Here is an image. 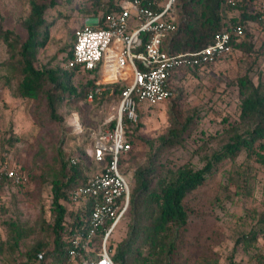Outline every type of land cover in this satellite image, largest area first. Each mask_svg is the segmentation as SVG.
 Here are the masks:
<instances>
[{"label":"rangeland","instance_id":"rangeland-1","mask_svg":"<svg viewBox=\"0 0 264 264\" xmlns=\"http://www.w3.org/2000/svg\"><path fill=\"white\" fill-rule=\"evenodd\" d=\"M35 1L47 6L44 19L50 24L47 43L39 50L35 67L71 68V60L65 57L73 31L84 25L85 14L81 11L89 3L53 0L51 6V0ZM30 3L31 0H0V139H13L11 157L17 167L28 176L41 175L46 180L33 182L30 179L24 188L9 185L0 190V246H3L0 247V264H29L26 254L38 242L49 245L44 261L33 264H55L49 230L53 196L49 181L72 156L82 163L85 175L98 170L99 166L82 157L80 148L90 132L115 121L120 104L118 97L110 96L97 101L79 99L71 106L62 104L58 110L61 121L49 122L45 110L41 109L43 102L37 105L13 95L14 81L1 78L7 74L2 63L10 54L3 36L7 34L11 40L18 38L24 42L23 23L29 15ZM187 3L188 0H177L179 15ZM248 11L262 12V20L239 25L245 27V33L234 44L230 55L204 70L185 73L174 84L172 99L155 108L140 109L136 125L129 133L124 125L128 140H132L129 154L132 174L149 160L154 168L162 167V176H169L186 163L199 170L227 142L224 130L238 118L241 100L248 93L247 90L244 94L239 92L238 81L246 77L254 87L259 84L264 87V9L252 5ZM220 16L222 29L231 26L233 20L241 21V12L229 9L221 11ZM242 43L247 50L235 46ZM89 78L77 73L72 76L71 84L77 87ZM63 99L71 100L65 95ZM72 117L83 123L79 134L69 126ZM173 120L182 127L181 142L165 149L159 139L168 134ZM186 123L188 126L183 129ZM131 130L133 135H130ZM234 170L245 174L241 189L230 180ZM223 186L228 190V199L220 194ZM183 204L188 218L175 232L170 264H257L255 257L264 256V238H258L249 246L237 242L264 213V166L246 160L242 154L234 162L216 169L208 181L185 197ZM6 223L12 224L14 231ZM123 227L121 223L109 243L118 244L123 238ZM11 246L15 248L14 253L9 249Z\"/></svg>","mask_w":264,"mask_h":264},{"label":"trees","instance_id":"trees-1","mask_svg":"<svg viewBox=\"0 0 264 264\" xmlns=\"http://www.w3.org/2000/svg\"><path fill=\"white\" fill-rule=\"evenodd\" d=\"M118 1L112 3L111 0H86L85 3H89V5L81 12L85 14V18H98V25L94 29H103L102 18L119 10ZM223 2L224 0H188V3L183 6L181 15L178 11L177 31L166 37L162 43V50L170 54L192 53L212 43L215 35L222 28L220 6ZM50 5L53 6V0H51ZM252 5L258 6L255 0H239L235 6L227 8L231 11L241 12V21L236 23L233 20V26H239L244 22H259L262 20V12L251 13L248 11ZM46 8V5L31 0L29 15L23 23L26 32L24 42H21L18 38L11 40L10 35L7 34L3 36L10 54L9 59L2 63L3 67H6L7 74L1 78H4V81L7 82L14 81L13 95L15 97L29 100L37 105L43 102L44 108L41 107V109L46 112V121L59 122L62 120V116L58 110L62 104L71 106L79 99L87 100L88 94L95 90V82L98 80L99 75L96 72L86 74L91 77L90 80L75 87L71 84L72 76L77 73L84 74L79 66L72 65L71 68L66 70H47L35 67L38 52L46 45L49 36L50 24L46 23L44 19ZM240 27L244 36L245 27ZM239 39H232V49ZM72 44L73 34L72 42L65 57L67 61L72 60ZM235 46L247 50L246 44L242 43ZM210 66H205L199 70H204ZM199 70L195 68L181 70L175 74L172 80L174 94V84L182 79L185 73H195ZM47 86L51 88L47 89ZM124 88L125 84L123 83L110 84L103 91L94 94L92 101L106 99L109 96L111 98L118 97L120 100ZM238 90L242 94L246 90L248 93L241 100L238 118L227 124L224 130L228 140L210 156V159L201 169L194 170L189 163H186L171 172L169 176H162V167L154 168L151 164L152 160H149L146 161L144 166L138 168L134 174L131 173V184L133 180L134 184L131 185L129 193L128 212L121 221L125 226L122 231L123 238L117 245L109 243L110 258L115 264H170L169 258L173 251L175 232L177 228L186 223L188 218L183 204L185 197L208 181L216 169L223 167L228 162H234L242 154H245L246 160L264 166V87L261 84L254 87L245 77L238 81ZM64 95L71 98V100L64 101ZM139 112L137 110V114ZM122 120L128 133L129 129L136 125L135 122L132 123L125 117ZM80 125L84 127L82 122H80ZM171 125L168 134L159 139L161 146L165 149L174 147L181 142L182 127L176 120H173ZM187 126L188 123L183 126V129H186ZM130 135H133L132 130ZM87 141L80 148L83 158L85 157L84 149ZM128 142L132 143V140L129 139ZM13 144L11 138L7 140L0 139V159L1 161L7 159L9 164L15 165L17 172L25 175L27 181L15 183L12 179L0 175V190L9 185L24 188L30 183V179L33 182L45 181L46 179L43 176H28L21 167L16 166L11 157V146ZM70 158L60 165L57 176L49 181L53 195L51 202L52 223L49 230L52 238V249L55 252L52 261L55 264L70 263L68 251L71 248L72 236L76 230H87L89 221L88 208L85 209V212L75 214L65 205L68 193L83 185L87 178L82 163L78 161L74 166H71ZM67 166L68 171L66 170ZM244 175L243 172L234 170L231 172L230 180L241 189L244 185ZM153 181L155 182L152 185ZM222 193L224 198L228 199L226 186L221 187L220 194ZM6 225L14 231L12 224L6 223ZM108 226L109 224L106 223L105 228ZM102 231L103 229H101ZM124 238L125 240H123ZM258 238H264V213L259 215L258 220L249 232L243 234L237 242L249 246L256 243ZM100 240V236L93 239L97 248ZM48 245L38 242L30 248L26 254L29 264L42 263ZM9 249L12 253L15 252L13 246ZM39 254L42 255L41 259L38 258ZM255 259L257 264H264L263 255H257Z\"/></svg>","mask_w":264,"mask_h":264},{"label":"built area","instance_id":"built-area-1","mask_svg":"<svg viewBox=\"0 0 264 264\" xmlns=\"http://www.w3.org/2000/svg\"><path fill=\"white\" fill-rule=\"evenodd\" d=\"M239 0H224L221 11L235 6ZM264 9V0H255ZM116 13L105 15L103 29L84 25L73 32L71 65L79 66L84 74L97 73L95 90L103 91L114 83L125 84L115 121L90 132L84 149L85 160L99 166L87 175L83 185L68 193L65 205L75 214L89 209L87 230H76L68 251L69 264H115L110 258L109 241L129 209L131 144L125 134L122 118L134 123L137 110L154 108L174 96L172 80L181 70L210 66L231 54V41L241 38L240 26H229L215 35L212 43L192 53L170 54L162 43L178 29L177 0H119ZM105 75L111 77L104 81ZM73 130L79 134L82 126L73 118ZM78 158L72 156L70 165ZM0 175L15 183L27 178L15 165L0 159ZM109 226L105 228V224ZM101 229L103 231L101 232ZM101 237L98 248L95 239ZM41 259L42 255L39 254Z\"/></svg>","mask_w":264,"mask_h":264},{"label":"crops","instance_id":"crops-1","mask_svg":"<svg viewBox=\"0 0 264 264\" xmlns=\"http://www.w3.org/2000/svg\"><path fill=\"white\" fill-rule=\"evenodd\" d=\"M220 7H221V6H220ZM86 19H89V18H85V19H84V25H86V24H85V20H86ZM106 77H107V78H106ZM109 79H111V77L108 76V75H105L104 78H103L104 81H108ZM165 103H166V102H165ZM165 103L160 104V105H164ZM160 105H158V106H160ZM158 106H156V107H158ZM154 108H155V107H154ZM73 118H75V117H72V118L70 119V121H69V126H71V127H73L72 124L74 123ZM96 166H97V165H96Z\"/></svg>","mask_w":264,"mask_h":264},{"label":"water","instance_id":"water-1","mask_svg":"<svg viewBox=\"0 0 264 264\" xmlns=\"http://www.w3.org/2000/svg\"><path fill=\"white\" fill-rule=\"evenodd\" d=\"M96 20L94 18H89L85 20V24L88 26H95Z\"/></svg>","mask_w":264,"mask_h":264}]
</instances>
